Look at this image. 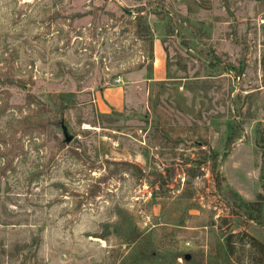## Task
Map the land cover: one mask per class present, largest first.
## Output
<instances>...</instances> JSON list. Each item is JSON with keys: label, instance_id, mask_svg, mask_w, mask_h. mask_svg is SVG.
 I'll return each mask as SVG.
<instances>
[{"label": "rangeland", "instance_id": "obj_1", "mask_svg": "<svg viewBox=\"0 0 264 264\" xmlns=\"http://www.w3.org/2000/svg\"><path fill=\"white\" fill-rule=\"evenodd\" d=\"M118 1L0 0V264H264V0Z\"/></svg>", "mask_w": 264, "mask_h": 264}, {"label": "crops", "instance_id": "obj_2", "mask_svg": "<svg viewBox=\"0 0 264 264\" xmlns=\"http://www.w3.org/2000/svg\"><path fill=\"white\" fill-rule=\"evenodd\" d=\"M156 50V58H155V69H154V79H163L165 73V56L162 46H155ZM112 103L114 106L119 107L120 102H116L112 99Z\"/></svg>", "mask_w": 264, "mask_h": 264}, {"label": "water", "instance_id": "obj_3", "mask_svg": "<svg viewBox=\"0 0 264 264\" xmlns=\"http://www.w3.org/2000/svg\"><path fill=\"white\" fill-rule=\"evenodd\" d=\"M115 1L117 2L118 5L121 6V8H122L126 13H128V14H133V11H132V10H130V9L126 8V7H124V6H123L118 0H115ZM64 133H65V136H66L67 140H70V139H71V135L68 133V130H67V127H66V126H64ZM185 258H186V259H190V258H191V254H186V255H185Z\"/></svg>", "mask_w": 264, "mask_h": 264}, {"label": "trees", "instance_id": "obj_4", "mask_svg": "<svg viewBox=\"0 0 264 264\" xmlns=\"http://www.w3.org/2000/svg\"><path fill=\"white\" fill-rule=\"evenodd\" d=\"M213 173H214V177H216L215 179H217L219 181V179H224V177L221 175L219 169H217V166L215 165L213 167Z\"/></svg>", "mask_w": 264, "mask_h": 264}]
</instances>
